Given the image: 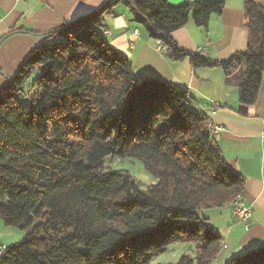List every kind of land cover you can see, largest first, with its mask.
<instances>
[{"label": "trees", "instance_id": "trees-1", "mask_svg": "<svg viewBox=\"0 0 264 264\" xmlns=\"http://www.w3.org/2000/svg\"><path fill=\"white\" fill-rule=\"evenodd\" d=\"M119 4L147 23L171 61L241 68L238 103L251 107L264 72V8L244 0L246 50L216 62L180 50L172 33L189 19L206 28L224 0H105L50 33L0 86V220L23 232L0 264H149L173 243L196 244L176 264H211L221 237L199 212L229 205L244 188L188 89L137 80L101 33ZM37 74V77L34 76ZM32 80L35 91H24ZM165 127L158 131V127ZM134 159L157 183L140 189L109 159ZM225 264H264V246Z\"/></svg>", "mask_w": 264, "mask_h": 264}, {"label": "crops", "instance_id": "crops-1", "mask_svg": "<svg viewBox=\"0 0 264 264\" xmlns=\"http://www.w3.org/2000/svg\"><path fill=\"white\" fill-rule=\"evenodd\" d=\"M104 1L0 0V86L11 79L30 50L48 33L89 15ZM192 1L167 0L171 6ZM251 1L264 8V0ZM103 25V37L128 59L137 80L176 83L188 89V107L208 119L221 156L230 170L244 179L240 196L251 210L247 223L237 221L229 205L206 209L209 225L224 244L214 262L225 264L232 257L264 246V141L260 139L264 122V72L255 103L244 108L237 97L241 68L226 76L217 66L194 68L188 59H167L157 48V41L149 37L147 23L135 18L124 4L114 7L112 14L104 17ZM171 36L180 50L216 62L225 61L246 50L251 40L245 27L244 0H224L221 13L212 15L206 28L197 27L189 19ZM223 208L229 211L231 220V229L225 235L207 215ZM234 227L238 230L236 234ZM5 228V225L0 228L1 233Z\"/></svg>", "mask_w": 264, "mask_h": 264}, {"label": "rangeland", "instance_id": "rangeland-1", "mask_svg": "<svg viewBox=\"0 0 264 264\" xmlns=\"http://www.w3.org/2000/svg\"><path fill=\"white\" fill-rule=\"evenodd\" d=\"M37 77V74H34ZM24 91L32 94L35 89L32 86V80H29L26 85L24 86ZM165 127L160 126L158 127V131L164 130ZM106 168H110L113 171H118L124 174L130 175V177L136 182L137 186L140 189H146L148 186L156 184L157 179L147 173L142 164L134 159H109L106 162ZM206 210H202L199 214L205 216ZM211 222L216 224V227L219 228V232L221 234H226L230 231L231 227V220L229 217V211L226 208L220 209L217 212H210L207 214ZM6 227V226H5ZM233 227V226H232ZM238 227V226H236ZM234 227L233 234L238 232L237 228ZM0 228L3 229V223L0 224ZM5 232L1 233L0 231V245L4 246L3 244H14L18 242L22 236L23 232H20L16 228L13 227H6ZM223 244V243H222ZM221 244V249L224 247V244ZM182 255H188L194 257L196 255V244L183 242V243H173L168 246L165 253L155 256L152 258L149 264H176L179 258ZM217 257V256H216ZM216 258L211 261V264H216L214 262Z\"/></svg>", "mask_w": 264, "mask_h": 264}, {"label": "built area", "instance_id": "built-area-1", "mask_svg": "<svg viewBox=\"0 0 264 264\" xmlns=\"http://www.w3.org/2000/svg\"><path fill=\"white\" fill-rule=\"evenodd\" d=\"M157 48L159 49L160 52L162 53L164 52V47L159 41H157ZM260 139L264 141V122L262 124ZM231 209L237 221L242 223H247L250 220L251 210L248 206L244 204L241 196L239 197L238 200L235 201V203H233V205H231ZM3 248L4 246H0V251L3 250Z\"/></svg>", "mask_w": 264, "mask_h": 264}, {"label": "bare ground", "instance_id": "bare-ground-1", "mask_svg": "<svg viewBox=\"0 0 264 264\" xmlns=\"http://www.w3.org/2000/svg\"><path fill=\"white\" fill-rule=\"evenodd\" d=\"M240 197V195L234 197V199L231 200V202L229 203V206L231 207V205H233V203H235L236 200H238ZM6 247L4 246L3 250L5 249ZM3 250L0 251V255L2 254Z\"/></svg>", "mask_w": 264, "mask_h": 264}, {"label": "water", "instance_id": "water-1", "mask_svg": "<svg viewBox=\"0 0 264 264\" xmlns=\"http://www.w3.org/2000/svg\"><path fill=\"white\" fill-rule=\"evenodd\" d=\"M6 82H8V83H9V80H7Z\"/></svg>", "mask_w": 264, "mask_h": 264}]
</instances>
